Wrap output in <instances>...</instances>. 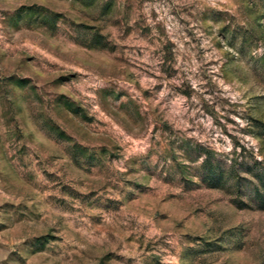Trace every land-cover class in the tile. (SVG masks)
I'll return each instance as SVG.
<instances>
[{"label": "rangeland", "instance_id": "obj_1", "mask_svg": "<svg viewBox=\"0 0 264 264\" xmlns=\"http://www.w3.org/2000/svg\"><path fill=\"white\" fill-rule=\"evenodd\" d=\"M257 192L264 0H0V264H264Z\"/></svg>", "mask_w": 264, "mask_h": 264}, {"label": "trees", "instance_id": "obj_2", "mask_svg": "<svg viewBox=\"0 0 264 264\" xmlns=\"http://www.w3.org/2000/svg\"><path fill=\"white\" fill-rule=\"evenodd\" d=\"M202 167L206 169V176H204V181H207L208 183H211L213 181V176H211V172L209 173V170L211 169V163L209 162V159L206 157L205 160L202 163ZM210 174V175H209ZM234 186L238 185V180L236 177L233 178ZM233 186V187H234ZM260 192H257V196L259 197L260 201V206L259 209L263 210L264 209V196H259Z\"/></svg>", "mask_w": 264, "mask_h": 264}]
</instances>
